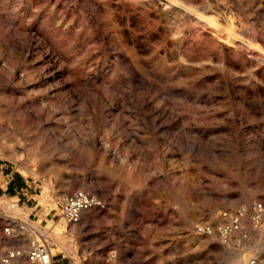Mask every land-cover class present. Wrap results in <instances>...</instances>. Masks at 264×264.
<instances>
[{"label": "rangeland", "instance_id": "rangeland-1", "mask_svg": "<svg viewBox=\"0 0 264 264\" xmlns=\"http://www.w3.org/2000/svg\"><path fill=\"white\" fill-rule=\"evenodd\" d=\"M178 1L0 0V163L37 203L0 195V255L23 221L69 264H264V0ZM77 188L107 204L85 226L58 216Z\"/></svg>", "mask_w": 264, "mask_h": 264}, {"label": "built area", "instance_id": "built-area-1", "mask_svg": "<svg viewBox=\"0 0 264 264\" xmlns=\"http://www.w3.org/2000/svg\"><path fill=\"white\" fill-rule=\"evenodd\" d=\"M106 205L105 200L101 199L93 191L77 188L61 198L58 216L67 225H74L80 222L81 215L84 211L93 207L104 210ZM263 213V203L261 201H255L252 205V220L257 223ZM242 216V210L234 214L224 211L221 214V224L218 226V229L215 230L210 224H203L196 226L195 230L198 233L207 235L216 233L220 240L227 242L231 239L234 232L241 229ZM19 222H15V225L12 227L6 226L4 230L15 237L20 232L26 231L30 236L28 247L26 249L19 247L5 248L0 255L1 264H19V261L23 258L31 264H53V254L44 236L25 222ZM244 264H260V259L256 255H252L245 260Z\"/></svg>", "mask_w": 264, "mask_h": 264}, {"label": "bare ground", "instance_id": "bare-ground-1", "mask_svg": "<svg viewBox=\"0 0 264 264\" xmlns=\"http://www.w3.org/2000/svg\"><path fill=\"white\" fill-rule=\"evenodd\" d=\"M153 1V0H152ZM180 1V0H179ZM178 1V2H179ZM186 1H188V0H186ZM164 2L165 3H163V4H168L169 2H170V0H164ZM173 5V4H172ZM163 6V5H162ZM187 6L188 5H186V6H182V5H180V4H177V5H174V7H179V8H182L181 10L182 11H184V12H188V11H190V9H189V7L187 8ZM169 8V7H168ZM173 9V8H172ZM170 10H171V8H170ZM203 10V9H202ZM168 11V10H167ZM172 11V10H171ZM177 11V10H176ZM209 11V10H208ZM174 12V11H173ZM183 12V13H184ZM177 13V12H176ZM190 13H192L193 14V16L196 18V23H201L202 25H204V26H206V28L208 29V31L209 32H211L212 33V35H214V37L220 42V40L222 41H226L227 42V44H229V46H231V47H233V49L234 48H236V49H239V50H236L237 52H239L241 55H243L244 56V54H243V52H242V50H243V48L241 47H239L238 46V43H237V40H236V38H232V33H231V29H232V21H231V16H229L228 15V13L227 14H225L224 16H223V18H224V21L226 22V25L228 26V28H220L219 27V23H218V18H219V16H218V13H216V12H213V14L211 15V16H206V15H204V14H200V13H196V12H194V11H191ZM173 14V13H172ZM208 17H211V19L210 18H208ZM188 19V18H187ZM194 19V18H193ZM195 22H194V24L193 25H197ZM223 26V25H222ZM224 32H225V34H226V36L225 37H223V35H224ZM254 33V32H253ZM223 34V35H222ZM233 36H234V34H233ZM257 37V36H256ZM255 37V38H256ZM213 38V37H212ZM215 39V40H216ZM256 41V40H255ZM247 43V42H246ZM245 43V44H246ZM241 44V43H240ZM248 46V45H247ZM257 46H259L260 47V45H255V48L257 47ZM185 49V48H184ZM232 49V48H231ZM261 49V48H260ZM245 50V49H244ZM252 50V49H251ZM254 51V50H253ZM261 51V50H260ZM264 52V51H263ZM246 53V52H245ZM263 57V56H262ZM244 58V57H243ZM251 58V57H250ZM252 58H254V59H258L257 57H256V55H253L252 56ZM260 59V58H259ZM93 208H95V207H93ZM93 208H91V209H93ZM91 209H89V210H91ZM95 209H97V208H95ZM89 210H86V211H84L83 213H82V215H81V220H80V222H79V224L81 225V226H85L86 224H88V222H89V218H88V215L85 213V212H87V211H89Z\"/></svg>", "mask_w": 264, "mask_h": 264}, {"label": "crops", "instance_id": "crops-1", "mask_svg": "<svg viewBox=\"0 0 264 264\" xmlns=\"http://www.w3.org/2000/svg\"><path fill=\"white\" fill-rule=\"evenodd\" d=\"M17 195L19 199H23L22 204H26L32 211L37 208V203L32 205L34 198H32L31 189L27 187V180L21 175H16L12 171H5L3 164L0 163V195ZM53 264H69V260L65 255H60L59 252L53 254Z\"/></svg>", "mask_w": 264, "mask_h": 264}]
</instances>
